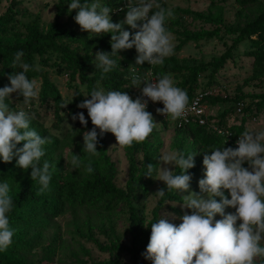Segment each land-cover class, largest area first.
I'll return each mask as SVG.
<instances>
[{
	"label": "clouds",
	"instance_id": "9594fccd",
	"mask_svg": "<svg viewBox=\"0 0 264 264\" xmlns=\"http://www.w3.org/2000/svg\"><path fill=\"white\" fill-rule=\"evenodd\" d=\"M68 10L70 13L76 10L74 19L82 31L96 36L111 34V51L95 53L96 67L102 73H111L123 59L119 53L134 47L137 56L128 78L131 87L144 85L142 96L135 99L126 91L99 86L84 96L77 107L87 109L93 125L83 132L84 152L97 154L98 136L109 132L122 148L144 142L158 125L147 110L149 100L163 104V108L156 109L160 115L170 116L174 121L187 117L190 111L187 90L176 86L171 74L152 79L150 72L141 75L137 70L145 62L150 67L162 65L165 58L174 54V36L166 27L174 15L171 8L162 6L158 0H127L126 15L120 22L112 21L113 9L101 0H70ZM125 25L136 31L125 30ZM23 57L22 50L16 52L13 68L19 65L21 70L8 75L10 86L0 88V160L11 163L14 156L18 157L17 167L31 169V179L40 186L38 194H43L52 179L53 165L42 160L50 138L31 127L34 113L10 106L13 94L23 97L26 105L39 96V81L27 76L37 69L24 62ZM77 119L87 128L88 119L83 112L72 116L73 121ZM219 134L225 135L223 131ZM21 143L22 147H18ZM226 143L227 140L222 147H213L203 155L206 171L198 181L199 193L190 190L192 175L188 172L195 167L197 153L164 151L156 165H144V176L166 185L167 191L158 189L156 197L163 198L172 190L188 193L182 204L191 210V214L186 212L180 217L182 222L178 226L169 222L168 216L175 218L173 213H164L150 224L149 243L142 255L152 264H264V129H246L239 135L235 148L225 147ZM70 163L78 168L80 156L72 154ZM86 171L94 172L91 161ZM11 191L8 181L0 182V252L11 247L16 234L8 215L14 208ZM226 208L235 211L226 213ZM217 216L221 218L216 219Z\"/></svg>",
	"mask_w": 264,
	"mask_h": 264
},
{
	"label": "trees",
	"instance_id": "16d2710c",
	"mask_svg": "<svg viewBox=\"0 0 264 264\" xmlns=\"http://www.w3.org/2000/svg\"><path fill=\"white\" fill-rule=\"evenodd\" d=\"M158 2L165 7L164 0H158ZM68 3H70V0H58L55 18L44 29L41 27L38 17L27 23L20 21L16 8L21 5V2L12 0L5 12L0 14V88L5 85L10 86L8 75L21 70L19 65L13 68V61L16 52L22 50L24 52L23 61L37 69L29 71L27 76L29 79L39 81L41 85L40 92L38 98L27 105L23 103V97L13 94L15 98L10 106L17 109L23 108L35 114L31 127L41 136L50 138L51 141L44 146L46 155L42 160H48L53 165V168L50 169L52 179L49 189L43 194H38L40 186L31 179V169L23 170L17 167L16 160L18 157L14 156L11 163H4L0 160V182H9L14 200V208L8 214L10 226L16 229L11 247L6 251L0 252V264H26V255L38 247L43 239V234L66 211L97 209L104 214H110L119 208H123L126 213L127 231L131 236V241L128 247L117 245L116 249L127 251L131 255L133 264H142V253L145 252L151 235L150 224L160 218V212L166 203L182 204L183 198L175 190L166 192L165 196L159 198L152 209V218L147 224L145 223L143 207L137 206L138 202L146 200L149 187L154 183V179L144 176L146 172L144 165H156L158 163L161 143L156 128L144 142H134L132 146L124 147L128 164V179L124 188H118L114 183L117 170L107 153L105 141L109 133H105L103 137H98L97 158L96 161H91L94 172L88 173L86 171L89 160L84 161V181H78L72 174L62 175L60 172L58 161L55 159L59 149V140L45 128L42 120L43 113L47 109L52 108V115L56 119L58 126L62 121L60 114L63 113L71 122L72 128L77 132H82L88 128L91 120L87 116V109L77 107L84 99L83 93L77 85L85 87L86 95H89L94 88L99 86L105 90L112 88L113 90L126 91L133 99L139 97L142 89V85L140 88L131 87L132 85L128 78L130 67L135 64L137 56L135 48L133 47L129 52L122 50L119 53L123 57L120 60V65L118 64L111 73H102L96 67L94 61L95 53L97 51H111V34L92 36L87 33L75 32L67 24L60 22V17L66 13ZM101 3L113 9V12L110 13L113 22L122 21L121 18L126 15L127 4L125 0H101ZM258 3L259 0H242L243 5H256ZM120 9L124 10L121 11ZM75 15L76 10L72 13L73 17ZM194 15L207 23L213 22L208 14L194 13ZM215 21L220 23L221 17ZM125 30L133 33L136 31L127 25H125ZM225 31L228 35L230 34L234 37L225 51L218 58H214L212 62L188 66L182 65L174 56H169L165 58L162 65L152 67L154 76L185 74L186 77L176 86L187 90L190 101L197 94L196 87L200 74L210 69V76L213 77L223 68L227 60L234 58V51L238 46L248 41L250 49L245 52V56L252 58L254 78L264 77V11L260 12L253 20L244 24L242 28L226 29ZM216 33V31L204 33L182 32L179 34L181 40L176 50H181L190 41L212 39ZM219 39L221 40L222 38L219 37ZM116 59L119 61L120 58L116 57ZM52 67L55 68L57 73L66 74L68 86L74 89L72 99L66 107H63V98L50 78L48 68ZM149 67L147 62H145L137 70L143 75ZM248 98L242 94L233 98L232 108H236V104L242 102L244 106L241 116H243L244 112L247 114L264 111V94L250 97L249 102L247 101ZM219 102H227V100H222L216 96L205 99V103L208 106ZM35 104H37V108L41 109V113L35 112ZM229 111H232L231 108H229ZM79 112H83L85 118L88 119L87 128L81 125L78 119L72 120V116ZM227 113L228 110H224L219 116L214 117L222 126L233 130L236 134L243 133L245 131L244 120L239 126L227 124ZM152 115L153 118L156 117L154 114ZM165 123H170L177 132L173 144L174 150H181L185 154L197 153L195 156V167L188 170L192 175V180L197 178L205 169L203 166V155L213 147H222L224 144L223 139L210 132L206 127L191 125L178 129L173 122ZM183 134L185 136H182ZM22 143L18 147H22ZM225 147L233 146L225 144ZM138 153L142 157L141 162L136 159ZM177 172H179V169H177ZM162 188L167 191L165 184L162 185ZM178 215L180 214L178 213ZM81 237L84 236L82 235ZM105 264L118 263L110 260Z\"/></svg>",
	"mask_w": 264,
	"mask_h": 264
},
{
	"label": "rangeland",
	"instance_id": "374dc122",
	"mask_svg": "<svg viewBox=\"0 0 264 264\" xmlns=\"http://www.w3.org/2000/svg\"><path fill=\"white\" fill-rule=\"evenodd\" d=\"M12 0H0V14L5 12ZM21 2L18 10V17L22 23H27L36 19L40 20L41 27L44 29L47 24L52 22L56 14L58 0H14ZM127 4V0H125ZM134 2V0H133ZM166 8H171L174 15L167 21L166 27L174 36V56L182 65H198L212 62L218 58L231 44L233 35H228L226 29H240L247 22L253 20L260 12L264 11V0H259L256 5H243L242 0H164ZM67 7L66 13L60 17V22L65 23L75 32L87 33L82 31L75 22L72 13ZM194 13L209 15L213 22L207 23L198 19ZM111 16V14H110ZM221 17V22L216 23V19ZM125 18V16H124ZM124 18H121L124 20ZM217 32L212 39H203L200 41H190L177 51L176 47L180 43L182 32L204 33ZM95 35V34H89ZM219 37L222 39L220 40ZM250 49L248 41L240 44L234 51V58L227 60L223 68L213 77L210 76V69L200 74L198 78L196 92L207 90H216V97L227 100L218 104H209V113L213 116H219L224 110H228L226 122L231 125L239 126L244 120V129L260 128L264 129V111L260 113H243V116L237 114L235 108H232V99L241 94L249 97H256L264 94V77L255 79L253 75L252 58L245 56V52ZM129 52L130 49L125 50ZM52 82L58 88L64 105L72 99L74 89L69 85L68 78L64 73H57L55 68H48ZM176 84H178L185 74L172 75ZM73 86V84H71ZM79 86L85 99V87ZM15 95H12L14 100ZM83 99V100H84ZM35 112L41 113V109L35 104ZM231 108L232 111H229ZM52 108L43 113L44 126L51 135L59 140V149L55 155L58 161L59 170L62 175L72 174L78 181H84L83 163L85 160L96 161L97 154L91 155L83 151V132L92 129L93 125L82 132L75 131L71 122L64 116H61L59 126L52 115ZM242 114V113H241ZM154 121L158 123L156 130L160 139V155L164 151L173 149L174 140L177 136L176 130L170 123L161 121L157 116ZM57 125V128H56ZM99 132V129H97ZM182 136H185L183 134ZM99 137V136H98ZM107 153L110 160L115 164L117 174L114 180L118 188H124L128 179V164L125 157L124 147L117 144L115 136L109 132L105 138ZM72 154L80 156V166L74 168L71 159ZM137 161L141 162V155H136ZM172 170L174 166L169 165ZM205 169L192 180L190 190L199 193L198 181L204 178ZM164 182L154 179V183L149 187L147 198L144 202H138V207H143L145 214V223L152 218L151 211L158 202L159 198L154 194L162 188ZM182 196L188 193H181ZM225 194L230 198L227 190ZM176 205V206H175ZM175 206V207H173ZM228 208L226 213L234 212ZM191 214V210L178 203H166L160 212L173 213L168 216L169 222L177 226L182 222L180 217L185 213ZM178 213L180 215H178ZM217 216L216 219H220ZM239 223V222H238ZM128 223L126 213L123 208H119L110 214H104L97 209H77L74 212L66 211L60 218L56 219L51 227L43 234L41 243L26 255V264H105L110 260L118 264H133L131 255L127 251H119L117 245L128 247L131 236L127 231ZM84 237H81L82 235ZM92 238V239H90ZM50 248V249H49ZM53 249L52 251H50ZM142 264H152L150 260L141 258Z\"/></svg>",
	"mask_w": 264,
	"mask_h": 264
},
{
	"label": "built area",
	"instance_id": "2783aa9c",
	"mask_svg": "<svg viewBox=\"0 0 264 264\" xmlns=\"http://www.w3.org/2000/svg\"><path fill=\"white\" fill-rule=\"evenodd\" d=\"M151 73L150 78L154 79L155 76L153 74L152 67L148 68L145 73ZM142 88H143V84ZM217 92L216 90H207L204 92H199L197 93L190 101V111L187 115V117L183 120H172L170 116L165 117L163 115H160L157 113L156 109L158 108H163V104L161 102H156L153 103L151 100L148 101V107L147 110L157 116L160 120L165 121V122H173L175 126L178 129L185 128L191 125H196L199 127H206L210 132L213 134L221 137L225 143L227 140L228 145H232L233 147H237L236 141L239 139V134H236L233 130H230L229 128L222 126L219 121L209 113V106L205 103V99L208 97H214L216 96ZM142 96V92L140 93L139 97ZM143 99H147V97H143ZM243 103L238 102L236 104L235 111L237 114L242 115V108H243ZM203 121V123H201ZM223 131L225 133L224 136H221L219 134V131ZM231 133L227 137V134Z\"/></svg>",
	"mask_w": 264,
	"mask_h": 264
},
{
	"label": "crops",
	"instance_id": "0c3cea01",
	"mask_svg": "<svg viewBox=\"0 0 264 264\" xmlns=\"http://www.w3.org/2000/svg\"><path fill=\"white\" fill-rule=\"evenodd\" d=\"M227 124H228V122H227Z\"/></svg>",
	"mask_w": 264,
	"mask_h": 264
}]
</instances>
